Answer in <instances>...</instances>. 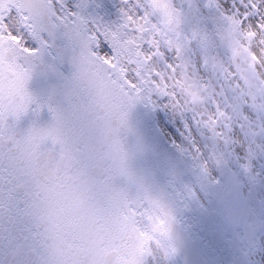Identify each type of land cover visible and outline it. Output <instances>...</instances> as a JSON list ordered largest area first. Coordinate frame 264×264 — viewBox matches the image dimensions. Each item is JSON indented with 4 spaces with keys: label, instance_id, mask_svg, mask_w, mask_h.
Listing matches in <instances>:
<instances>
[{
    "label": "water",
    "instance_id": "95a60500",
    "mask_svg": "<svg viewBox=\"0 0 264 264\" xmlns=\"http://www.w3.org/2000/svg\"><path fill=\"white\" fill-rule=\"evenodd\" d=\"M198 1L206 5V0H193L196 7ZM100 2L82 3L87 4L81 10L86 11L91 22H101L95 8L106 7L118 15L113 0ZM175 2L186 7L184 0ZM3 6L5 10H22L25 15L32 9L35 35L47 45H40L42 50L32 62L25 85L33 104L18 119L8 117L16 133L24 135L32 128L47 129L54 124L49 107L66 110L76 102L74 78L79 45L50 18L46 0H3ZM108 11L106 14L111 16ZM199 24L206 31L194 28L190 17L185 16L176 29L182 36L189 31L210 65L216 45L209 26L216 25L201 11ZM144 102L141 99L127 107L125 123L120 127L127 143L135 149L133 163L140 184L130 186L115 166L105 162L99 123L93 125L90 134L70 139L63 151L51 140L44 142L43 159L60 161L63 156V161L59 168L50 166L45 174L25 175L15 184L12 200L21 215L13 226L5 211L4 227H11L16 239L11 247L5 240L0 253L3 264H147L148 231L167 248L175 247L173 255L182 264H222L226 253L233 257L231 264H252L243 238L249 250L259 245L264 200L253 188L259 183L249 170H233L228 164H221V178L212 182L201 164L166 140L155 110L148 107L150 102ZM38 105L42 106L39 111ZM261 159L264 165V154ZM243 172L253 184L250 197L240 181ZM193 184L204 196L213 197L218 207L207 209ZM139 210L151 215L144 224L137 220L144 212ZM189 215H194L195 220Z\"/></svg>",
    "mask_w": 264,
    "mask_h": 264
},
{
    "label": "snow or ice",
    "instance_id": "6c2138e0",
    "mask_svg": "<svg viewBox=\"0 0 264 264\" xmlns=\"http://www.w3.org/2000/svg\"><path fill=\"white\" fill-rule=\"evenodd\" d=\"M184 3L186 7L175 0H121V22L103 27L82 15L86 3L74 7L70 0H46L50 18L79 45L74 78L77 99L66 110L49 107L54 121L51 127L32 128L18 135L8 117L18 119L33 104L25 85L32 62L42 50L40 45H47L35 35L32 9L29 15L18 9V23L13 27L11 9L5 10L0 0V253L5 240L11 247L16 239L12 228L4 227L5 211L13 226L21 215L12 200L15 184L25 175L45 174L50 166L59 168L63 161V156L60 161L43 159L44 142L63 144L62 133L75 140L90 134L93 125L100 122L119 129L125 123L127 107L141 99L151 101L154 96H162L173 101L177 89H183L195 104L202 100L201 90L209 91L207 86L201 89L187 84L193 65L183 55L179 43L183 34L176 26L186 16L194 28L206 30L199 24L200 9L193 0ZM205 6L219 13L223 38L232 45L233 56L250 55L256 60L250 49L253 44L264 49V0H206ZM34 43L39 47L32 46ZM207 63L203 60L201 67ZM223 118L217 105L216 118L209 117L206 122L214 127ZM175 252L173 247L164 255Z\"/></svg>",
    "mask_w": 264,
    "mask_h": 264
},
{
    "label": "rangeland",
    "instance_id": "374dc122",
    "mask_svg": "<svg viewBox=\"0 0 264 264\" xmlns=\"http://www.w3.org/2000/svg\"><path fill=\"white\" fill-rule=\"evenodd\" d=\"M70 3L76 4L75 0H70ZM121 6L120 0V16ZM10 9L12 26L15 27L18 23L17 10ZM204 13L209 15L206 10ZM215 13L219 16L216 10ZM218 26V30H222L217 34V50L210 65L201 67L202 60L194 43L190 40L187 46L192 52L188 61L193 65L191 72L196 82L201 89L205 86L209 88L207 92L200 91L202 100L193 104L188 91L180 89L173 101L167 97L160 101L158 96H154L151 101L145 100L144 103L150 102L157 108L160 125L162 123V129L172 138V143L179 146L180 152L190 154L197 164H201L212 182L220 180L221 164H228L233 170L242 167L249 170L259 183V186L253 185L247 173L243 172L240 181L245 193L250 197L249 191L253 185L258 197L263 199L264 165L260 154H264V49H260L257 44L252 45L250 51L256 55V60H252L250 55L246 58L234 57L232 45L223 38L224 27L221 22ZM25 35L28 33L25 32ZM217 105L224 113V118L217 120L214 127L209 126L206 121L209 117L216 118ZM197 195L202 203H206L207 209L218 207L213 197H204L199 191ZM243 242V246H246L244 238ZM246 248L250 252L252 264H264V215L259 245L255 250ZM168 250L165 243H149L147 256L150 264H182L173 254L165 256L164 252ZM226 259H229L227 264L233 262L230 253Z\"/></svg>",
    "mask_w": 264,
    "mask_h": 264
},
{
    "label": "clouds",
    "instance_id": "9594fccd",
    "mask_svg": "<svg viewBox=\"0 0 264 264\" xmlns=\"http://www.w3.org/2000/svg\"><path fill=\"white\" fill-rule=\"evenodd\" d=\"M61 139L63 144H58L62 148L70 145V139L65 134H61ZM99 143L105 162L110 167L115 166L130 186H138L141 179L133 163L135 149L127 143L121 129H117L115 125L100 122Z\"/></svg>",
    "mask_w": 264,
    "mask_h": 264
},
{
    "label": "flooded vegetation",
    "instance_id": "af4514ba",
    "mask_svg": "<svg viewBox=\"0 0 264 264\" xmlns=\"http://www.w3.org/2000/svg\"><path fill=\"white\" fill-rule=\"evenodd\" d=\"M115 2H116L117 9H118L119 4H120V0H115ZM200 9H201V11H202V15H203V17L208 16V15H205V13H204V10H205L204 5H202V6L200 5ZM216 16H217V15H216ZM217 17L219 18V16H217ZM219 22H221V21L218 20V21L216 22V26H217V27H218V23H219ZM219 26H220V25H219ZM210 27H211L210 30L212 31L213 36H214V38H215V40H216V39H217V36H218V35L216 34L217 30H215V26L212 25V24H210ZM221 30H222V29L218 30V34L221 32ZM182 40H183V43H182ZM190 40L194 43V45H195L197 51L199 52L200 58H201V60L203 61V60H204L203 55H202L200 49L198 48V45L196 44L194 37L190 35V33H189L188 30L186 31V36L181 37L180 42H179V43H180L181 50H182V52H183V55H184L185 59L188 60V58H189V57L191 56V54H192V52L190 53V50H189L188 47H187V46L189 45V41H190ZM216 50H217V48H216V49H213V53H215ZM191 68H192V67H191ZM191 68L189 69V74H188L187 84L193 85V87L195 88V86H199V83L196 82V79H195V77L193 76V74H192V72H191ZM177 90H178V92L181 91L180 89H177ZM171 110H172V109H171ZM169 112H170V111H169ZM177 189H178V191H179V193H180V197L183 199L184 204L187 205V206L189 207V206H190V203H189V201L187 200L186 196H185L184 193L179 189V187H177ZM139 211H144V212H140V213H139V215H138V217H137V220H138L139 223L144 224V219L148 218V217L151 216V215H150L149 212H146L145 210H139ZM189 216H190V218H191L192 221L195 220V216H194V215H189ZM198 229L200 230V232H202V228H201L200 226H198Z\"/></svg>",
    "mask_w": 264,
    "mask_h": 264
},
{
    "label": "bare ground",
    "instance_id": "6f19581e",
    "mask_svg": "<svg viewBox=\"0 0 264 264\" xmlns=\"http://www.w3.org/2000/svg\"><path fill=\"white\" fill-rule=\"evenodd\" d=\"M210 19H213L215 23L219 20V18H218L216 15L213 16V17H210ZM215 28H217V26H215ZM218 28H219V26H218ZM182 43H183V40H182ZM238 170H239V169H238ZM240 170L243 171L241 168H240ZM249 177H250V176H249ZM263 200H264V198H263Z\"/></svg>",
    "mask_w": 264,
    "mask_h": 264
}]
</instances>
